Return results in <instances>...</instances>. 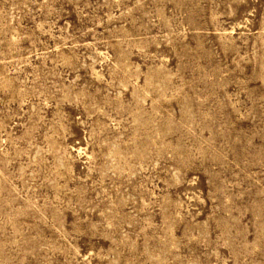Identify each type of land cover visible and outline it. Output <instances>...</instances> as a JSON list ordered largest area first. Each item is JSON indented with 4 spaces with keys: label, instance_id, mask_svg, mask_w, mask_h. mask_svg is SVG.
I'll use <instances>...</instances> for the list:
<instances>
[{
    "label": "rangeland",
    "instance_id": "obj_1",
    "mask_svg": "<svg viewBox=\"0 0 264 264\" xmlns=\"http://www.w3.org/2000/svg\"><path fill=\"white\" fill-rule=\"evenodd\" d=\"M0 264H264V0H0Z\"/></svg>",
    "mask_w": 264,
    "mask_h": 264
}]
</instances>
